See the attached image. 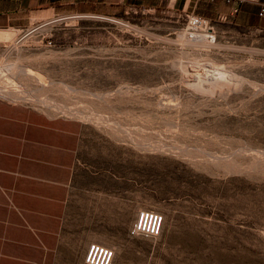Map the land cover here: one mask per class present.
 Segmentation results:
<instances>
[{
    "label": "rangeland",
    "instance_id": "1",
    "mask_svg": "<svg viewBox=\"0 0 264 264\" xmlns=\"http://www.w3.org/2000/svg\"><path fill=\"white\" fill-rule=\"evenodd\" d=\"M96 11L0 32V83L54 108L0 96L82 126L95 240L115 264H264V33ZM142 211L165 217L161 237L130 236Z\"/></svg>",
    "mask_w": 264,
    "mask_h": 264
},
{
    "label": "crops",
    "instance_id": "2",
    "mask_svg": "<svg viewBox=\"0 0 264 264\" xmlns=\"http://www.w3.org/2000/svg\"><path fill=\"white\" fill-rule=\"evenodd\" d=\"M235 7L222 0H0V32L81 9L96 8L97 15L108 17L122 8L136 13L167 9L264 33V0L241 4L237 14ZM82 135L75 120L0 96V264H85L89 246L100 244L93 219L84 213L89 204L80 194L87 175L81 167Z\"/></svg>",
    "mask_w": 264,
    "mask_h": 264
},
{
    "label": "built area",
    "instance_id": "3",
    "mask_svg": "<svg viewBox=\"0 0 264 264\" xmlns=\"http://www.w3.org/2000/svg\"><path fill=\"white\" fill-rule=\"evenodd\" d=\"M216 2L218 0H209ZM227 5H235L233 13L239 12V6L245 3L260 4L262 0H222ZM261 16H264V9ZM210 21L204 17L189 14L187 15V30L192 33H199L204 27L210 28ZM18 31V30H14ZM165 217L155 211H142L138 214L136 221L130 228V236L144 238H159L164 232ZM116 251L113 248L93 243L89 246L85 264H115Z\"/></svg>",
    "mask_w": 264,
    "mask_h": 264
},
{
    "label": "bare ground",
    "instance_id": "4",
    "mask_svg": "<svg viewBox=\"0 0 264 264\" xmlns=\"http://www.w3.org/2000/svg\"><path fill=\"white\" fill-rule=\"evenodd\" d=\"M207 29H210V28L204 27L203 30L201 32H199V33H203ZM210 31H212V29H210ZM190 33H192V32H190ZM192 34H198V33H192ZM0 95H2L4 97H7V98H9L11 100L21 99V100L28 101V102H30V101L31 102H34V103L37 102L40 105L42 104L43 106H45V107H47L49 109H53L54 108V106L46 103L45 101L36 99L34 97L35 95L34 94L32 95L31 93H28V91L26 92V91H22V90H19V89H15L12 86L3 85L1 83H0ZM57 110L60 113L67 114L68 116L70 115V116H73L75 118L76 117H82L83 120L86 121V123L87 122L93 123V124L97 125L100 128H108L109 130H111V129L112 130L118 129L117 128L118 126L117 127H112L113 125H111L108 120L106 121V119H104L103 116H101V115H92V114H90V115H84L82 113L84 111H80L79 112L78 110L74 111V110H70V109H60L58 107H57ZM121 134H122V132H121Z\"/></svg>",
    "mask_w": 264,
    "mask_h": 264
}]
</instances>
